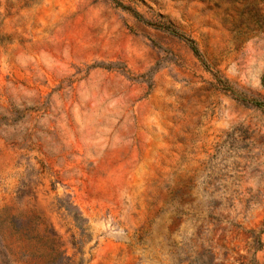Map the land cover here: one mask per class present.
Masks as SVG:
<instances>
[{"label": "rangeland", "instance_id": "374dc122", "mask_svg": "<svg viewBox=\"0 0 264 264\" xmlns=\"http://www.w3.org/2000/svg\"><path fill=\"white\" fill-rule=\"evenodd\" d=\"M0 264H264V0H0Z\"/></svg>", "mask_w": 264, "mask_h": 264}, {"label": "trees", "instance_id": "16d2710c", "mask_svg": "<svg viewBox=\"0 0 264 264\" xmlns=\"http://www.w3.org/2000/svg\"><path fill=\"white\" fill-rule=\"evenodd\" d=\"M190 41H191V43L193 44V47H194V51H195V53H196L197 55H199V51H198V49L196 48L195 43H194L192 40H190Z\"/></svg>", "mask_w": 264, "mask_h": 264}]
</instances>
